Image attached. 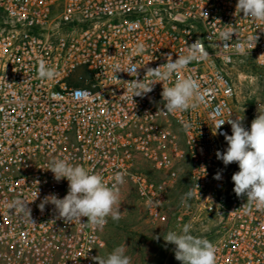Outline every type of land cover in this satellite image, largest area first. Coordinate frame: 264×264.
<instances>
[{
	"label": "built area",
	"instance_id": "built-area-1",
	"mask_svg": "<svg viewBox=\"0 0 264 264\" xmlns=\"http://www.w3.org/2000/svg\"><path fill=\"white\" fill-rule=\"evenodd\" d=\"M237 2L0 0V264H97L110 216L102 227L82 226L57 218L51 204L38 207L46 195L68 192L67 179L57 182L47 170L57 158L90 168L109 185L125 173L119 191L130 186L152 222L215 220L209 241L216 264H264V210L233 191L239 166L217 158L228 145L212 126L243 116L250 130L254 118L235 102L231 69L247 59L257 75L264 72V20L235 14ZM225 30L236 33L227 49L220 44ZM254 35L256 44L248 39ZM197 39L207 55L164 84L191 76L203 102L165 114L162 82L132 100L126 82L148 83L147 68L166 63V54L186 55ZM238 42L246 54L234 52ZM41 60L56 69L55 79L38 77ZM133 65L138 77L125 72ZM219 131L231 135V125ZM181 186V198L193 195L174 208ZM13 201L29 203L33 223L9 207Z\"/></svg>",
	"mask_w": 264,
	"mask_h": 264
},
{
	"label": "clouds",
	"instance_id": "clouds-1",
	"mask_svg": "<svg viewBox=\"0 0 264 264\" xmlns=\"http://www.w3.org/2000/svg\"><path fill=\"white\" fill-rule=\"evenodd\" d=\"M240 13H243L244 18L264 20V0H238L235 14ZM234 33L228 30L220 33L221 47L224 49L230 47L229 42ZM248 39L256 44L258 36L254 35ZM232 47L236 54H246L245 42H238ZM206 55L204 45L199 39L188 46L186 55H178V58L173 60L171 54H166V63L156 68L146 69L145 77H151L148 83H145L144 79H133L126 82L129 85L128 91L133 93L132 100L134 96L141 97L150 93L156 83L162 82L161 96L165 110L161 112L175 114L178 111L185 112L194 109L198 103L204 101V93L200 90L196 79L191 76L177 79L171 87L165 86L164 82L174 74L182 72L192 61ZM137 69L139 68L133 65L125 72L138 77ZM117 70L119 71V66ZM37 71L38 77L42 80H53L57 76L56 69L47 66L43 60L39 61ZM258 113L251 122L250 130L244 127L243 116H237L236 119H231V116L228 119H217L212 126L213 134L223 135L228 145L225 151H217V158L222 160L225 166L233 162L239 166V171L232 175L233 191L237 197L246 195L247 203H254L257 209L264 210V112L258 109ZM225 122L231 125V135L219 131ZM182 125L185 130L189 128L186 122H182ZM47 170L54 174L57 182L67 179L69 187L63 198H58L56 194L46 195L38 206L41 211H44L46 205L51 204L58 213L57 218H62L65 223H79L82 226L102 227L107 223L109 216L114 221L122 218L119 186L125 183V173L116 172L112 177L113 183L109 185L102 175L83 165L72 164L67 158H57L51 161ZM214 178L220 179V175L217 174ZM192 195L189 190L182 196L181 203L187 204ZM37 196L38 193L36 198ZM152 203L149 201L150 205ZM28 204L13 201L9 207L23 212L26 218L33 223ZM82 217H87L86 223H82ZM192 230L193 226L189 222L182 226L179 233L168 231L164 235L166 243L175 245V259L182 264H216V246L205 237L192 235ZM155 239L158 240L159 237ZM126 251L127 245L123 244L115 247L106 257L97 256L93 257V260L97 261V264H132L131 257L126 255Z\"/></svg>",
	"mask_w": 264,
	"mask_h": 264
},
{
	"label": "rangeland",
	"instance_id": "rangeland-1",
	"mask_svg": "<svg viewBox=\"0 0 264 264\" xmlns=\"http://www.w3.org/2000/svg\"><path fill=\"white\" fill-rule=\"evenodd\" d=\"M231 72L237 106L255 118L259 114L258 109L264 112V72L257 75L258 72L248 60H237ZM182 191V186L176 190L172 204L174 208L180 205ZM119 192L122 218L119 221L110 219L104 232L106 246L101 250L100 257H106L115 247L126 244V255L131 257L132 264H182L175 259V245L166 243L164 235L168 231L179 233L185 222L180 223L172 218L152 222L130 186ZM191 224L192 235L208 240L215 236V220Z\"/></svg>",
	"mask_w": 264,
	"mask_h": 264
},
{
	"label": "crops",
	"instance_id": "crops-1",
	"mask_svg": "<svg viewBox=\"0 0 264 264\" xmlns=\"http://www.w3.org/2000/svg\"><path fill=\"white\" fill-rule=\"evenodd\" d=\"M186 183V181H185V179H183V178H181V180H180V184H185ZM127 187V185H125V186H123L122 188H121V190H123L124 188H126ZM177 190V189H176ZM175 194H176V191H175ZM175 197V196H174ZM180 198H181V195H180ZM180 198H179V200H180Z\"/></svg>",
	"mask_w": 264,
	"mask_h": 264
},
{
	"label": "trees",
	"instance_id": "trees-1",
	"mask_svg": "<svg viewBox=\"0 0 264 264\" xmlns=\"http://www.w3.org/2000/svg\"><path fill=\"white\" fill-rule=\"evenodd\" d=\"M242 60H247V59H242ZM249 61V60H248ZM250 62V61H249ZM251 63V62H250ZM252 65V64H251ZM253 67V66H252ZM254 68V67H253Z\"/></svg>",
	"mask_w": 264,
	"mask_h": 264
}]
</instances>
